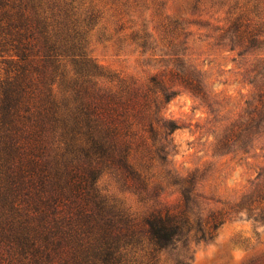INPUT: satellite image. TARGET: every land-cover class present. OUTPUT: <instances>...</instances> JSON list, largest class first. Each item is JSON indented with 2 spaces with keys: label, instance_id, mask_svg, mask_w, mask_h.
<instances>
[{
  "label": "trees",
  "instance_id": "16d2710c",
  "mask_svg": "<svg viewBox=\"0 0 264 264\" xmlns=\"http://www.w3.org/2000/svg\"><path fill=\"white\" fill-rule=\"evenodd\" d=\"M98 6L0 0V264H166L169 249L188 238L212 241L238 211L264 220V193L200 222L188 207L191 191L171 207L148 196L154 176L131 152L154 132L153 112L83 52V16ZM104 165L153 202L142 217L87 187Z\"/></svg>",
  "mask_w": 264,
  "mask_h": 264
},
{
  "label": "rangeland",
  "instance_id": "374dc122",
  "mask_svg": "<svg viewBox=\"0 0 264 264\" xmlns=\"http://www.w3.org/2000/svg\"><path fill=\"white\" fill-rule=\"evenodd\" d=\"M95 3L83 16V52L153 112L154 132L131 152L154 176L148 196L171 207L189 190L188 207L200 222L264 193V0ZM89 175L87 187L124 211L142 217L153 204L108 165ZM253 215L238 211L212 241L188 238L162 260L250 264L264 257V220Z\"/></svg>",
  "mask_w": 264,
  "mask_h": 264
}]
</instances>
